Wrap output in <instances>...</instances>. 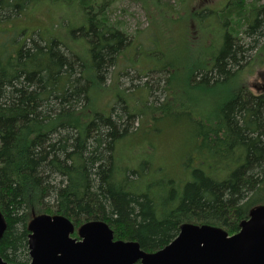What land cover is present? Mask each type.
<instances>
[{
    "label": "trees",
    "instance_id": "16d2710c",
    "mask_svg": "<svg viewBox=\"0 0 264 264\" xmlns=\"http://www.w3.org/2000/svg\"><path fill=\"white\" fill-rule=\"evenodd\" d=\"M53 1L64 8L53 23L57 31L27 35L26 27L19 29L14 22L45 0H0L3 259L29 263L28 224L38 214L63 215L76 226L104 221L115 239L137 241L146 252L171 242L183 223L238 232L250 212L264 205V91L238 89L242 71L254 58L250 52L259 50L264 39V4L230 0L213 17L212 29L208 27L217 44L212 48L220 50L188 76L202 86V94L208 90L189 105L196 116L209 117V126L195 133L193 149L180 159L191 179L181 189L177 179L165 178L152 194L141 186L150 162L121 164L117 145L137 135L138 129L130 128L140 117L172 110V64L156 68L164 75L158 79L164 82L162 90L170 91L167 101H151L154 87L147 83L151 92L146 97H131L133 91L120 82L129 69L121 66V58L127 51L135 59L146 53L141 44L132 47L133 38L111 18L116 0ZM68 32L75 45L66 40ZM224 85L222 97L208 94ZM140 101L147 111L137 109ZM215 102L216 111H209ZM154 167L170 176L179 164Z\"/></svg>",
    "mask_w": 264,
    "mask_h": 264
},
{
    "label": "rangeland",
    "instance_id": "374dc122",
    "mask_svg": "<svg viewBox=\"0 0 264 264\" xmlns=\"http://www.w3.org/2000/svg\"><path fill=\"white\" fill-rule=\"evenodd\" d=\"M229 1L116 0L114 2L111 18L120 21L129 37L133 38L132 47L143 45L146 55L149 56L143 54L135 59L131 56L132 51H127L124 57L121 58V66L123 67L126 64L129 69L126 70L127 74H121L120 82L122 87L128 88L130 92L133 91L131 97H146L151 92V88L148 86H152L154 88L150 94V100H155L158 103L167 101L170 98V91L162 90L164 82L158 79L164 78V75L158 72L156 68L168 64H172L173 67L174 77L172 75L170 84L172 88H176L174 91L176 93L174 97L176 98L172 110L169 109L159 115L153 113V115H148L149 117H140L141 120H136L130 128V132L138 129L137 135H128L120 140L117 145V154L121 164L140 167V165L150 162L146 164L141 176L143 191L149 190L152 194H157L159 192L156 188L157 184L165 178L167 180L177 179L181 183L180 188L182 189L185 181L191 179L189 169L187 171L183 169L180 159L187 156L190 149H193L195 133L209 126V123L205 121L209 117L196 116V113L192 110L193 107L189 105L190 102L198 100L208 90L205 88L206 91L202 94V86L193 85L188 76L191 69L198 66V63L209 61L211 56L220 50L219 47L212 48L213 45L217 44V42H213L215 33L214 30H211L212 22L215 19L213 17H216L217 13L206 14L202 20L199 18L197 22L193 13L200 5L205 8H212V10L220 9L221 11L228 6ZM253 2H256L258 6L264 4V0H247L248 4ZM61 11L63 13L64 8L56 1L45 0L44 4L31 10L22 19L16 20L14 23L19 24V26L15 25V27L19 29L26 27L27 35L32 32L43 31L51 34L57 31L53 23L60 16ZM68 12L71 14V9L68 8ZM74 19L76 20L77 17H74ZM200 21H203L205 26L201 25ZM58 29L62 33L64 31L66 33L65 28L60 29L58 27ZM65 38L71 45L76 44L72 39H68L71 38L69 32ZM198 40L202 41L194 45ZM247 41H249V38ZM263 41L264 39H261L257 45V47L261 46L259 50L254 49L250 52V55L254 56L255 59L250 60V63L242 71L240 79L243 80L242 85H239V90L249 88L254 92H258L257 89L259 90L264 82ZM131 58L134 59L136 65H132L134 62L130 61ZM138 69L141 71L139 76H137ZM146 83L148 86H144ZM233 88L237 89V85ZM225 89V85L219 89L216 86L208 94L211 93L214 98L222 97ZM202 100L200 102L204 103L206 98H202ZM217 104L218 102L215 109L209 111H216ZM137 109L147 111L142 101L137 104ZM154 116L157 119H153L149 123L150 117ZM169 163L179 164L176 173L172 172L173 174L169 176L165 175L164 171H155L154 166H165Z\"/></svg>",
    "mask_w": 264,
    "mask_h": 264
},
{
    "label": "water",
    "instance_id": "95a60500",
    "mask_svg": "<svg viewBox=\"0 0 264 264\" xmlns=\"http://www.w3.org/2000/svg\"><path fill=\"white\" fill-rule=\"evenodd\" d=\"M7 222L0 211V238ZM29 264H264V205L255 207L229 235L221 227L183 223L178 235L154 252L137 241L115 239L104 221L77 228L63 215L40 214L29 222ZM0 264H11L0 255Z\"/></svg>",
    "mask_w": 264,
    "mask_h": 264
},
{
    "label": "flooded vegetation",
    "instance_id": "af4514ba",
    "mask_svg": "<svg viewBox=\"0 0 264 264\" xmlns=\"http://www.w3.org/2000/svg\"><path fill=\"white\" fill-rule=\"evenodd\" d=\"M203 5L201 6H198L195 10V12L193 13L194 14V19L196 20V22H197V20L199 21V18H201V16L203 15V14H205V16H206V14L208 15L209 13H218L219 11H220V9H216V10H212V8L210 9V8H205V7H203ZM212 10V11H211ZM199 23V22H198ZM262 87H264V82L262 83V85H261V87L260 88H262Z\"/></svg>",
    "mask_w": 264,
    "mask_h": 264
}]
</instances>
